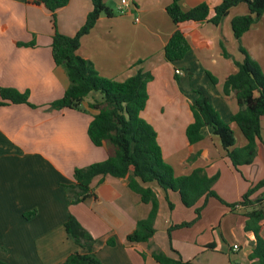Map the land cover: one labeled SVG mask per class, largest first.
<instances>
[{
	"label": "crops",
	"instance_id": "1",
	"mask_svg": "<svg viewBox=\"0 0 264 264\" xmlns=\"http://www.w3.org/2000/svg\"><path fill=\"white\" fill-rule=\"evenodd\" d=\"M125 1L121 14L120 0H104L115 14L100 15L81 37L77 54L107 79L124 81L138 71L149 72L152 80L147 83L148 98L141 117L155 130L163 161L175 177L196 168L208 177L217 175L212 190L225 203H237L250 186L264 179V118L253 162L237 169L210 127L203 128V138L194 144L188 142L185 130L193 121L189 108L197 96L193 90L202 86L221 120L229 123L234 147L246 143L230 122L238 106L232 92H222V83L236 71L234 62L244 57L239 44L254 61L261 59L264 73V14L239 41L229 22L247 14L244 3L232 7L216 26L180 23L178 28L190 48L181 60L168 62L163 47L175 26L165 7L172 0ZM203 2L212 8L221 0H179L183 9ZM91 9L90 0H69L55 12L57 30L74 35ZM52 33L50 13L42 5L0 0V88L27 93L29 102L0 105V260L6 264H62L79 250L63 228L72 215L95 239L93 250L101 264H158L151 256L155 249L193 264H249L254 236L244 231V214L256 203L230 209L208 198L202 206L201 197L193 207H185L176 192H165L153 182L143 184L154 192L158 210L152 237L139 243L128 242L126 236L147 216L150 204L141 202L128 188L126 178L95 177L93 195L70 204L64 185L73 183L74 168L104 160L106 149L94 146L87 137V126L96 113L88 104L100 98L98 93L83 99L79 106L84 107L83 112L49 107L68 86L65 70L51 57ZM175 69L181 74L175 75ZM207 74L217 83L212 84ZM260 194L264 187L250 199ZM200 206V216L193 224L172 229L168 237L169 227L192 221L194 209ZM31 211L35 214L26 217ZM209 244L214 248L207 249Z\"/></svg>",
	"mask_w": 264,
	"mask_h": 264
},
{
	"label": "trees",
	"instance_id": "2",
	"mask_svg": "<svg viewBox=\"0 0 264 264\" xmlns=\"http://www.w3.org/2000/svg\"><path fill=\"white\" fill-rule=\"evenodd\" d=\"M25 1L42 5L50 13L53 27L51 57L55 65L65 70L68 79V86L62 97L51 102L49 107L80 110L79 106L87 95H100L99 99L88 104L96 113L87 126V137L94 146L106 149V158L74 168L73 183L64 185L70 204H77L93 195L91 182L95 177L109 175L126 178L128 188L139 195L141 202L150 204L147 216L137 221L133 231L126 236L128 242L139 243L148 242L152 237L153 222L158 210L154 192L149 187H143V184L153 182L165 192H176L180 203L185 207H193L201 197L204 198L202 206L208 198H215L230 209L235 205L251 207L256 203L244 214V231L251 232L254 236L251 252L248 254L249 264H264V236H261L264 229V194L250 199L252 194L264 187V179L250 186L240 201L228 204L212 190L217 175L208 177L202 169L196 168L188 175L175 177L171 167L163 161L155 130L141 117L148 98L147 83L152 80V75L138 71L124 81L107 79L99 76L92 64L77 54L81 37L89 33L100 15L114 16L112 10L105 6L104 0H90L92 9L72 36L61 34L55 21V12L66 6L69 0ZM240 3L246 5L247 14L234 16L229 22L232 35L237 41L264 14V0H221L212 8L203 2L189 9L181 8L179 0H172L165 7V12L175 29L163 47L164 59L168 62L181 60L190 48L185 34L178 28L180 23L209 22L216 26L232 7ZM238 50L244 57L241 61L234 62L236 71L224 78L222 92L225 95L232 92L235 97L238 110L230 117V122L235 124L246 143L240 148L234 147L235 138L229 123L221 120L211 104L210 95L202 86L193 90L197 95L189 107L193 121L185 130L188 142L194 144L203 138V128L210 127L235 169L253 162L259 140L260 121L264 118V73L240 44ZM207 75L212 84L217 83L215 77ZM8 103L29 105L28 95L12 88H0V105ZM168 206L172 208L171 203ZM202 206L194 209L195 218L192 221L169 227L168 237L172 229L193 224L199 218ZM34 214L35 211H31L25 216ZM63 228L79 250L70 253L62 264H101L93 250L95 239L74 216L68 215ZM108 243L113 244L112 241ZM206 248L213 249L214 245H206ZM171 251L175 252L173 249ZM151 256L158 264H193L182 260L180 256L172 258L156 249L151 252ZM0 264L6 263L0 260Z\"/></svg>",
	"mask_w": 264,
	"mask_h": 264
},
{
	"label": "built area",
	"instance_id": "3",
	"mask_svg": "<svg viewBox=\"0 0 264 264\" xmlns=\"http://www.w3.org/2000/svg\"><path fill=\"white\" fill-rule=\"evenodd\" d=\"M120 5L123 6V7L120 8V12L122 13L124 11V6L126 5V1L125 0H120ZM174 74L175 75H180L181 71H179L178 69H175L174 70ZM233 248L236 249L237 246L234 245Z\"/></svg>",
	"mask_w": 264,
	"mask_h": 264
},
{
	"label": "rangeland",
	"instance_id": "4",
	"mask_svg": "<svg viewBox=\"0 0 264 264\" xmlns=\"http://www.w3.org/2000/svg\"><path fill=\"white\" fill-rule=\"evenodd\" d=\"M109 4H110V2L108 3V6H110ZM124 12H125V10H124L121 14H123ZM114 14H115V13H114ZM116 14H118V12H116ZM102 16H104V15L102 14ZM257 62L259 63L260 68H262V65H261V59H257ZM261 70H262V69H261ZM91 95L94 96L95 94H91ZM97 97L99 98V96H97ZM95 99H97V98H94L93 100H95ZM79 109L83 112L84 107L82 106V108L80 107ZM86 114H87V112H86ZM235 131L238 132L237 129H235Z\"/></svg>",
	"mask_w": 264,
	"mask_h": 264
}]
</instances>
